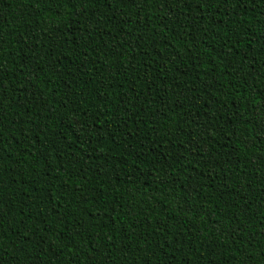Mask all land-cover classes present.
Instances as JSON below:
<instances>
[{
	"label": "trees",
	"instance_id": "1",
	"mask_svg": "<svg viewBox=\"0 0 264 264\" xmlns=\"http://www.w3.org/2000/svg\"><path fill=\"white\" fill-rule=\"evenodd\" d=\"M0 264H264V0H0Z\"/></svg>",
	"mask_w": 264,
	"mask_h": 264
},
{
	"label": "snow or ice",
	"instance_id": "2",
	"mask_svg": "<svg viewBox=\"0 0 264 264\" xmlns=\"http://www.w3.org/2000/svg\"><path fill=\"white\" fill-rule=\"evenodd\" d=\"M0 218H2V217H0Z\"/></svg>",
	"mask_w": 264,
	"mask_h": 264
}]
</instances>
